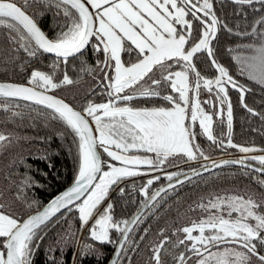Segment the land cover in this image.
Returning a JSON list of instances; mask_svg holds the SVG:
<instances>
[{"label":"snow or ice","instance_id":"obj_1","mask_svg":"<svg viewBox=\"0 0 264 264\" xmlns=\"http://www.w3.org/2000/svg\"><path fill=\"white\" fill-rule=\"evenodd\" d=\"M38 3L47 5L45 11L55 9V16L62 13L65 18L51 37L38 23L44 12L30 15L26 11L31 4ZM233 3L264 5V0H233ZM221 27L232 32L216 15L213 0H23V6H18L16 0H0V28L7 29L11 51L19 53L22 49L31 58L41 52L56 58L51 72L33 70L26 84L0 83V98H4L0 110L23 119L20 112L11 111L12 101L41 106L33 111L43 115L46 121L60 122L69 129L76 146L73 183L47 205L35 199L29 202L23 197L24 188L42 186L30 176L22 178L17 192V199L24 200L29 214L17 215L8 211L10 206L0 202V264H33L34 253L47 235L46 229L62 210L78 213L82 227L94 220L90 238L116 246L112 264H122L124 259L131 264L129 248L133 245L129 244V233L142 223L145 210L158 203L161 193L191 181L192 176L183 172L167 174V187L151 195L149 187L160 177L149 179L140 189L148 203L130 220L114 219L111 203L100 206L110 190H115L113 186H119L126 178L142 175V166L161 169L168 157L180 154L190 160L197 159L198 155L209 160L195 143L198 135L195 126L198 122L207 139L223 147L224 140L213 134V117L219 116L218 123L224 122V105H227V147L238 148L244 154L264 152V149L232 143L233 111L228 86L240 92L242 103L245 92L250 89L240 85L214 58L212 41ZM236 34L252 38L251 43L241 46L248 55L235 57L241 72L264 85V16L254 21L250 32ZM89 48L97 55V67L104 74L106 102H89L77 109L48 93L74 83L66 70L62 79H57L56 72L61 64L68 65L70 58L86 55ZM198 54L208 56L218 75L207 78L197 70L194 58L198 60ZM87 70V67L81 68V71ZM202 88L215 96L220 105L217 111H205L199 98ZM163 89L170 90V94L162 95ZM140 98H160L168 106L132 105L133 100ZM203 103L216 108L211 99ZM243 106L253 112L246 104ZM58 135L63 138L64 134ZM19 139L13 133L0 131V151ZM249 161H256L261 167ZM222 164H238L264 174V155H244L239 160L221 163L213 161L214 167ZM200 174L193 170V175ZM181 176L184 179H179ZM258 183L264 186V180ZM119 191L123 194L124 189ZM196 207L207 212V218L192 221L173 232L174 236L183 234L175 244L184 249L173 257L176 264H264V254L259 250L264 249V197L257 199L249 193L216 195ZM159 235L160 242L151 248L154 264H163L161 252L170 242L164 230ZM70 238L66 234L57 243ZM91 247L84 246L86 250ZM48 251L51 253L53 249L50 247Z\"/></svg>","mask_w":264,"mask_h":264},{"label":"trees","instance_id":"obj_2","mask_svg":"<svg viewBox=\"0 0 264 264\" xmlns=\"http://www.w3.org/2000/svg\"><path fill=\"white\" fill-rule=\"evenodd\" d=\"M16 2L19 6H23V0H16ZM213 7L222 23L232 29V32L223 27L219 29L212 44L214 58L218 64L229 70V74L240 85L250 89L246 92L244 104L253 109V112H249L241 103L240 95L228 88L231 91L230 100L233 111L232 143L238 146L264 149V85L249 79L246 72L242 73L241 65L235 59L236 56L248 55V52L241 46L252 42L251 37L236 33L250 32L254 21L264 16V5L257 3L253 6H241L228 0H213ZM46 8L45 4H31L26 11L30 15L33 12H44L38 23L51 37L58 30L56 26L64 23L65 18L62 13L55 16V9L45 11ZM253 8L259 11H254ZM6 33L7 29L0 28V81L26 84L33 70L51 72L52 62L56 59L54 56L41 52L37 57L31 58L22 49L19 53H15L11 51L12 46ZM198 56V60L194 58L197 70L207 78L215 77L217 72L208 56L206 54H198ZM99 58L103 59V57ZM124 58H128L127 54ZM97 59V55L89 48L83 57L69 59L66 66L61 64L56 72L57 79H62L63 72L66 70L74 83L64 85L50 93L64 99L77 109L86 106L89 102H106L104 74L97 67ZM85 67L88 70L81 71V68ZM167 94H170V90L163 89L162 95ZM199 98L202 103L211 99L216 105L213 109L210 105L203 103L207 111H217L220 107L219 103L213 100H216L215 96L210 95L204 89L201 90ZM3 99L0 98V102H3ZM131 103L136 107L168 106L167 102L160 98H140ZM16 104L20 107H15ZM40 107L25 101H12L11 111L20 112L23 119L12 117L11 112L0 110V131L13 133L21 138L18 142L0 151V192L3 193L0 202L10 206L8 211L21 216L30 212L24 200L17 199L20 182L24 176L32 177L42 186L24 188L23 197L29 202L35 199L41 205L47 204L68 187L75 176L76 146L73 143V134L60 122L46 121L43 115L33 111ZM226 109L227 105H224L222 124L218 123L219 116L213 117L215 121L213 134L224 140V146L212 143L205 135L199 138L211 159L228 155L238 157L241 153L238 148L227 147L229 134ZM60 132L64 134L63 138L58 135ZM48 137L51 139L49 140ZM105 158H107L106 154ZM188 163L189 161L185 160L173 163L170 167ZM141 169L142 175L126 178L119 186H113L115 190H110L109 196L100 206L103 208L111 203L114 219L130 220L141 208L147 198L143 196L140 189L147 184L149 179L160 177L154 180L149 187L150 195L169 182L164 175L151 174L156 169L148 166H142ZM259 180H264V176L243 168L229 167L199 176L168 191L144 214L142 223L134 228L129 238V244L133 245L129 248L131 264H154L151 260V248L160 242L161 230H164V235L170 240L161 252L163 264H176L173 257L178 256L184 249L183 246L175 247V244L179 238H183V234L174 236L173 232L179 227L188 226L192 221L198 222L200 219L207 218L208 213L197 208L196 204L207 203L216 195L230 196L249 193L254 198L260 199L264 197V186L258 183ZM120 188L124 189L123 194L120 193ZM190 207L194 210L189 211ZM235 215L237 214L233 213V216ZM53 221L55 222H50L46 229L47 235L40 243L39 249L34 253L33 264H109L116 246L100 244L90 238L89 230L94 220H90L82 227L78 213L66 210L57 217H53ZM144 229H147L146 234ZM66 234L71 235V238L58 244L57 241ZM118 235L114 233V236ZM141 236L144 237L143 240L140 239ZM86 244L92 247L86 250L84 248ZM136 244L139 245L138 248L134 247ZM50 247L53 249L51 253L48 251ZM259 250L261 254H264V249ZM122 264H128V261L124 259Z\"/></svg>","mask_w":264,"mask_h":264},{"label":"rangeland","instance_id":"obj_3","mask_svg":"<svg viewBox=\"0 0 264 264\" xmlns=\"http://www.w3.org/2000/svg\"><path fill=\"white\" fill-rule=\"evenodd\" d=\"M145 81H147V80H145ZM141 83L144 84L145 82L142 81ZM145 86H147V84H145ZM230 92L231 91L228 89V96L229 97H230ZM230 99H231V97H230ZM213 100L218 103L217 100H215V99H213ZM202 106L205 108L203 103H202ZM205 111H207V108H205ZM195 131L198 133V135L196 136L195 143L199 144L200 150H202L205 155L209 156V153H207V151L203 148V143L199 141V138L204 136V134L202 133V129H200L198 122H197V125L195 126ZM148 155H151L154 157V154L149 153ZM244 155L259 156V155H264V153H262V152H253V153H248V154L240 153L238 155V157H235V158H241ZM227 157H234V156H229V155L228 156H220L218 158H212V159L210 158L209 160H204L203 157H200L199 155L197 156V159H195V160H190V159H188V157L186 155H183V154L176 155V156H170V157H168L167 161L161 166V169H156L155 171H152L151 174L164 175L166 178V175L170 174V173H177V172L190 173L193 170H197V169H199L205 165L213 163V161H216V160L222 159V158H227ZM185 160L189 161V163L187 165L186 164L185 165H176V166L170 167L173 163H178V162H182ZM140 171L142 172V169H140ZM213 251H215V249H213Z\"/></svg>","mask_w":264,"mask_h":264},{"label":"water","instance_id":"obj_4","mask_svg":"<svg viewBox=\"0 0 264 264\" xmlns=\"http://www.w3.org/2000/svg\"><path fill=\"white\" fill-rule=\"evenodd\" d=\"M228 1H230V2H233V0H228ZM19 6V5H18ZM41 27V26H40ZM43 30V29H42ZM219 32V31H218ZM218 32H217V35H218ZM217 37V36H216ZM213 42H214V40L212 41V44H213ZM48 54V53H47ZM49 55H51V56H54V55H52V54H49ZM70 59H72V58H70ZM214 67V66H213ZM214 69H215V67H214ZM216 70V69H215ZM216 72H217V70H216ZM217 75H218V72H217ZM4 82H7V83H16V82H11V81H0V83H4ZM18 84H21V83H18ZM228 88H230L232 91H235V92H237L239 95H240V92L238 91V90H236V89H233V88H231V86L229 85L228 86ZM48 94H51V95H55V94H52V93H48ZM57 98H60V97H58L57 95H55ZM245 98H246V92H245V94H244V98H243V103L242 104H244V102H245ZM60 99H62V98H60ZM240 100H241V95H240ZM19 101H22V100H19ZM25 102H27V101H25ZM65 102H67V101H65ZM29 103H31V102H29ZM68 103V102H67ZM240 158H235V157H227V158H222V159H218V160H216L215 162L216 163H221L222 161H226V160H228V161H231V160H239ZM249 163H251V164H253L254 166H256V167H261L259 164H257V163H255V162H252V161H249ZM229 167H232V168H242L240 165H238V164H222L221 165V167H214V165H213V163H211V164H208V165H205V166H203V167H201V168H199V169H197L201 174L200 175H193V171L192 172H190V173H187L189 176H192V180L193 179H195V178H197V177H199V176H203V175H206V174H209V173H211V172H214V171H217V170H219V169H222V168H229ZM205 169H207V170H205ZM243 169H246V170H249V169H247V168H243ZM251 171V170H250ZM253 172V171H252ZM255 173V172H254ZM256 174H259V175H261V176H264V174H262V173H256ZM179 179H184V177L183 176H181V177H179ZM186 182H188L187 180L184 182V183H186ZM73 183V182H72ZM72 183L68 186V187H70L71 185H72ZM172 183H175V180H173L172 181ZM183 183V184H184ZM169 184V182L168 183H166V184H164V185H162L160 188H158V189H161V188H166L167 187V185ZM182 184V185H183ZM178 186H181L180 184H177L176 185V187H178ZM68 187H66L63 191H65ZM175 187V188H176ZM157 189V190H158ZM156 190V191H157ZM170 190H172V189H168L167 190V192L168 191H170ZM63 191H61L60 193H62ZM167 192H165V193H167ZM60 193H58L57 195H59ZM165 193H161V197L165 194ZM56 195V196H57ZM160 197V198H161ZM160 198H158V200L160 199ZM53 199V198H52ZM51 199V200H52ZM50 200V201H51ZM49 201V202H50ZM48 202V203H49ZM47 203V204H48ZM145 203H148V201H146ZM144 203V204H145ZM47 204H45V205H47ZM143 204V205H144ZM142 205V206H143ZM142 206H141V208H142ZM152 206H150V207H148L146 210H145V213L151 208ZM141 208L133 215V216H135L140 210H141ZM66 210H62V213L63 212H65ZM61 213H57V216L58 215H60ZM133 232V231H132ZM132 232L131 233H129V238H130V236H131V234H132ZM115 252H116V248H115V251H114V253H113V255H112V257H111V259H110V262H109V264H112V260L115 258Z\"/></svg>","mask_w":264,"mask_h":264},{"label":"flooded vegetation","instance_id":"obj_5","mask_svg":"<svg viewBox=\"0 0 264 264\" xmlns=\"http://www.w3.org/2000/svg\"><path fill=\"white\" fill-rule=\"evenodd\" d=\"M187 174V173H186Z\"/></svg>","mask_w":264,"mask_h":264}]
</instances>
